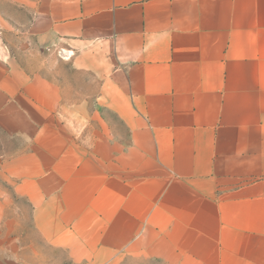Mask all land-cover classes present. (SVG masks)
Segmentation results:
<instances>
[{"label": "crops", "instance_id": "obj_1", "mask_svg": "<svg viewBox=\"0 0 264 264\" xmlns=\"http://www.w3.org/2000/svg\"><path fill=\"white\" fill-rule=\"evenodd\" d=\"M1 17L0 264H264V0Z\"/></svg>", "mask_w": 264, "mask_h": 264}, {"label": "rangeland", "instance_id": "obj_2", "mask_svg": "<svg viewBox=\"0 0 264 264\" xmlns=\"http://www.w3.org/2000/svg\"><path fill=\"white\" fill-rule=\"evenodd\" d=\"M3 10H4V0H0V21H2V14H3ZM3 31V27H2V22H0V33ZM1 38V37H0ZM2 46L4 45L3 43L1 44ZM113 123L116 125L115 123V119L113 117H111ZM4 141V139L2 137H0V147H1V144L2 142ZM1 164H2V161H0V168H1ZM4 182L3 180L0 178V186H3Z\"/></svg>", "mask_w": 264, "mask_h": 264}, {"label": "built area", "instance_id": "obj_3", "mask_svg": "<svg viewBox=\"0 0 264 264\" xmlns=\"http://www.w3.org/2000/svg\"><path fill=\"white\" fill-rule=\"evenodd\" d=\"M65 56H68V54H65Z\"/></svg>", "mask_w": 264, "mask_h": 264}]
</instances>
